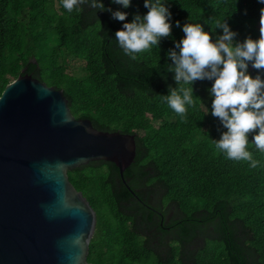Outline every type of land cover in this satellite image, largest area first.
I'll list each match as a JSON object with an SVG mask.
<instances>
[{
  "label": "trees",
  "instance_id": "16d2710c",
  "mask_svg": "<svg viewBox=\"0 0 264 264\" xmlns=\"http://www.w3.org/2000/svg\"><path fill=\"white\" fill-rule=\"evenodd\" d=\"M168 4L172 35L162 39L160 52L154 48L133 59L115 39L123 21L107 8L85 2L69 12L62 0H0V94L28 74L62 89L76 118L90 119L99 130L135 134V159L123 172L132 192L111 161L68 171L96 213L88 255L93 264H264V167L251 168L216 149L213 138L226 128L211 113L213 81L194 82L201 98L186 118L161 99L169 85L178 86L166 53L183 37L184 23L201 22L211 30L216 18L225 17L238 40L258 38L264 3ZM123 10L128 20L148 11L144 0ZM220 33L217 27L213 38ZM77 59L84 62L82 76L71 71ZM249 71L258 70L250 65ZM249 147L264 163V153Z\"/></svg>",
  "mask_w": 264,
  "mask_h": 264
},
{
  "label": "water",
  "instance_id": "95a60500",
  "mask_svg": "<svg viewBox=\"0 0 264 264\" xmlns=\"http://www.w3.org/2000/svg\"><path fill=\"white\" fill-rule=\"evenodd\" d=\"M135 155V134L76 118L62 89L28 74L8 82L0 94V264H93L96 213L68 171L111 161L126 184Z\"/></svg>",
  "mask_w": 264,
  "mask_h": 264
},
{
  "label": "clouds",
  "instance_id": "9594fccd",
  "mask_svg": "<svg viewBox=\"0 0 264 264\" xmlns=\"http://www.w3.org/2000/svg\"><path fill=\"white\" fill-rule=\"evenodd\" d=\"M85 2L95 9L107 8L113 18L123 21L115 31V39L133 59L154 48L160 52L162 39L173 33L168 0H144L148 11L135 13L131 20L126 19L129 12L123 9L129 8L132 0H113L123 6L116 9L106 6L104 0H62L69 12L82 10ZM180 23L175 20L176 25ZM182 27L183 37L166 53L171 58L166 68L174 73L178 86L169 85V92L162 93V101L182 119L186 118L190 108L198 104L194 82L213 81L209 89L213 97L211 113L226 128L220 138H213L216 149L230 159L250 162L251 168L264 167L249 147L253 145L264 153V27L258 38L248 36L242 41L225 17L216 18L211 30H206L201 22H186ZM217 27L222 33L213 38ZM250 65L258 70L255 74L249 71Z\"/></svg>",
  "mask_w": 264,
  "mask_h": 264
},
{
  "label": "rangeland",
  "instance_id": "374dc122",
  "mask_svg": "<svg viewBox=\"0 0 264 264\" xmlns=\"http://www.w3.org/2000/svg\"><path fill=\"white\" fill-rule=\"evenodd\" d=\"M84 62L82 60H73L71 61V71L72 73L82 76L85 74L84 71Z\"/></svg>",
  "mask_w": 264,
  "mask_h": 264
}]
</instances>
